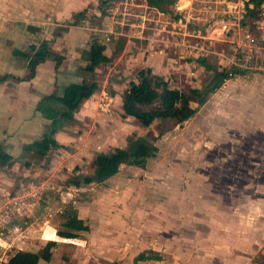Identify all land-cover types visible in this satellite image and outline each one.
I'll list each match as a JSON object with an SVG mask.
<instances>
[{
    "label": "rangeland",
    "instance_id": "374dc122",
    "mask_svg": "<svg viewBox=\"0 0 264 264\" xmlns=\"http://www.w3.org/2000/svg\"><path fill=\"white\" fill-rule=\"evenodd\" d=\"M104 1L89 2V18L79 22L77 37L83 40L82 57L94 41L105 44L110 62L101 63L96 72L83 69L86 80L97 79L96 98L104 90L113 101L111 111L109 106L99 111L92 122L82 116L74 120L80 122L74 126V134L81 137L78 141L85 136L111 139L106 151L129 149L134 140L154 145L153 155L118 180L138 185L141 195L153 190L163 208L156 207L150 215L158 219L164 212L173 240L179 239L193 253L199 251L204 264H243V260L249 264L248 258L259 262L264 248V76L236 70L232 53L236 41L254 31L263 6L251 17L245 9L247 0H162V10L149 0ZM95 12L107 18L105 26H95L99 23ZM92 27L109 30L102 35ZM161 49L168 62L157 75L172 87L197 89L191 101L195 112L185 122L160 118L142 126L122 114L121 100L128 82L139 70L149 68V52ZM32 153L29 166L44 168L41 157ZM71 163L68 176H50L43 170L23 174L28 167L24 161L11 171L8 167L11 176L6 179L9 183L0 186L4 189H0V203L41 181L63 185L49 193L60 201L67 196L64 185H74L72 181L93 173L86 163L76 175L81 168ZM30 209L14 207L0 217V264L23 250L16 247L20 238L14 237L26 227H36L35 217H43L41 209Z\"/></svg>",
    "mask_w": 264,
    "mask_h": 264
},
{
    "label": "crops",
    "instance_id": "0c3cea01",
    "mask_svg": "<svg viewBox=\"0 0 264 264\" xmlns=\"http://www.w3.org/2000/svg\"><path fill=\"white\" fill-rule=\"evenodd\" d=\"M89 2L93 0H0V75H10L7 80L0 81V145L3 152L11 157L10 164L0 165V186L4 182L9 183L6 179L10 178L11 173L7 172L23 161L28 166L23 174L37 175L43 170L50 176H68L72 162L73 167L81 168L75 172L77 175L83 171L84 164H90L89 168L94 170L92 159L113 151H106L112 144L111 139L85 136L79 142L81 137L74 134V126L80 124L74 120H79V116L92 122L99 111H106L108 106V111H111L113 99L107 97L104 90H101L98 98L95 91L81 103L79 108L82 110L75 111L72 119H68L73 122L65 123V119L61 120L54 134L58 147L51 148L46 155L40 156V164L45 165L44 168L29 166L28 160H31L33 153L23 149L24 145L42 138L50 124V120L36 109L41 98L49 94L60 95L63 87L69 83L88 81L83 67L89 63L87 56L91 45L89 48L86 46L85 57H82L83 49L80 46L83 40L77 37V30L79 22L89 18ZM261 6L264 8V3L260 5L258 13ZM81 11L85 12L82 17H77V24H69L73 22V15ZM94 14L99 21L95 26H105L107 18L104 15L101 18L100 12ZM101 28L103 27H92L91 30L99 31L102 35L109 30ZM42 40L50 41L51 48L62 54L64 59L58 65L49 59L39 63L34 75L29 77L28 59L19 52L31 54ZM238 43L239 40L236 41L232 56L238 49ZM164 50H153L147 55L148 67L155 74H158L162 64L168 62L163 55ZM104 52L109 57L106 46ZM140 54L141 51L137 56ZM99 65L88 71L96 72ZM60 145L71 147L60 150ZM122 168L127 173L121 172ZM136 168L137 165L122 163L114 175L102 182L64 185L67 196L62 195L60 201L55 200L56 202L49 196L50 189L55 188V191L57 186L62 188L63 185H51L48 181L37 183L49 184L47 194L44 192L40 201L39 209L43 217H35L36 227H26L21 231L24 235L14 237L20 238L16 247L38 252L42 244L54 241L51 258L39 259L37 264H204L199 259V251L193 253L192 249L183 248L178 236L175 238L179 241L173 240L172 225L164 212L158 219L150 215L156 207L163 208L154 199L153 190L146 189V193L141 195L138 185L136 187L132 182L118 180L125 179V174L135 172ZM66 207L75 209L77 217L88 227L87 230H73L78 234L77 237L65 238L57 234V230L63 227L60 215ZM7 245L10 247V242L7 241ZM149 249L162 258L134 263L139 253ZM260 256L262 257L261 252ZM7 260H4V264ZM248 261L249 264H264V248L263 259L252 263V259L248 258Z\"/></svg>",
    "mask_w": 264,
    "mask_h": 264
},
{
    "label": "trees",
    "instance_id": "16d2710c",
    "mask_svg": "<svg viewBox=\"0 0 264 264\" xmlns=\"http://www.w3.org/2000/svg\"><path fill=\"white\" fill-rule=\"evenodd\" d=\"M263 1L247 0L245 3L246 13L254 17ZM100 2L105 1L100 0ZM161 2L162 0H149L150 4L162 10ZM84 12L74 14L73 22L69 24H77V17H82ZM104 51L105 44L94 41L88 50L89 63L85 69L93 70L99 64L108 62L109 57ZM19 54L28 59L29 77L34 75L35 68L39 63L49 59L55 61L58 65L64 59L62 54L51 48L48 40H42L31 54L23 52H19ZM9 77V74L0 75V81L7 80ZM97 86L95 80L80 83L73 82L64 86L60 95L49 94L41 98L36 109L50 120V124L42 138L24 145L23 149L44 156L51 148H57L58 143L54 138V134L60 126L61 120L72 119L74 112L78 110L83 101L95 93ZM197 92V89L183 90L172 87L163 76L155 74L150 68L141 69L136 74L135 79L128 82V87L124 91L121 100L122 114L133 118L142 126H149L160 118L183 122L195 112L191 101L197 96ZM203 101V98L198 100L199 103H203ZM156 151L157 148L154 145L142 140H134L131 142L129 149L119 148L99 155L94 163L93 173L85 175L81 181H72V183L79 186L91 182H102L114 175L122 163L140 165L146 157L153 155ZM10 158L8 154L3 152L0 145V165L10 164ZM60 216L63 219L61 225L67 228V230H57V234L61 237H77L78 234L73 230L88 229L87 226L83 225V221L77 217V213L72 207H66ZM54 246V241H48L38 252L17 250L8 258L5 264H37L39 259L49 260ZM161 258L157 252L149 249L139 253L134 259V263Z\"/></svg>",
    "mask_w": 264,
    "mask_h": 264
},
{
    "label": "built area",
    "instance_id": "2783aa9c",
    "mask_svg": "<svg viewBox=\"0 0 264 264\" xmlns=\"http://www.w3.org/2000/svg\"><path fill=\"white\" fill-rule=\"evenodd\" d=\"M264 11L260 13V21L255 23L254 31L241 37L238 49L233 54L234 68L240 72L261 74L264 76ZM43 182L31 189L6 196L0 203V217L8 214L14 207L33 211L40 207L41 198L49 187Z\"/></svg>",
    "mask_w": 264,
    "mask_h": 264
}]
</instances>
